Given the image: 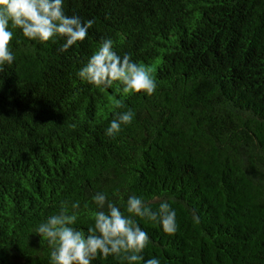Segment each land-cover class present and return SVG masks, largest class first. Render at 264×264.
<instances>
[{"label":"trees","instance_id":"1","mask_svg":"<svg viewBox=\"0 0 264 264\" xmlns=\"http://www.w3.org/2000/svg\"><path fill=\"white\" fill-rule=\"evenodd\" d=\"M64 7L94 21L85 39L61 51L62 40L40 44L16 30L15 61L0 72V264H50L35 227L62 202L79 201L74 226L87 232L97 192L125 214L130 195L177 212L171 236L134 217L150 238L144 260L264 264V0ZM105 38L151 69L154 94L101 91L78 78ZM127 109L133 122L106 136L113 114Z\"/></svg>","mask_w":264,"mask_h":264},{"label":"clouds","instance_id":"2","mask_svg":"<svg viewBox=\"0 0 264 264\" xmlns=\"http://www.w3.org/2000/svg\"><path fill=\"white\" fill-rule=\"evenodd\" d=\"M64 6L65 0H0V72L15 61L10 41L16 30L28 41L40 44L62 40L61 51L85 39L94 21L69 16ZM113 45L111 38H105L79 69L78 78L101 91L116 85L117 91L125 96L154 94L157 82L151 69L135 62L128 53L117 54ZM115 108H126V105L116 100ZM133 119L132 109L115 112L105 135L114 138ZM119 199L123 202L122 196ZM91 203L95 206V210H90L93 226L87 232L74 226L81 215L79 201L62 202L57 213L37 224L34 231L50 249V264H93L98 256L119 257L126 264H161L156 256L144 260L142 253L150 238L134 217L158 224L163 233L174 235L178 230L177 212L167 201L161 200L154 211L144 197L130 195L124 202L127 214L106 192H97L91 197Z\"/></svg>","mask_w":264,"mask_h":264}]
</instances>
